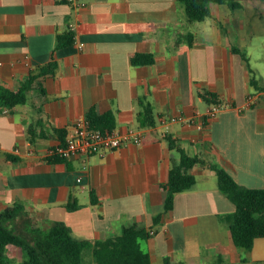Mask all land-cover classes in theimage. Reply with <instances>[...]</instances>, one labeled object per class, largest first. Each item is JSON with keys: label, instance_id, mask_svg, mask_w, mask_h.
<instances>
[{"label": "crops", "instance_id": "1", "mask_svg": "<svg viewBox=\"0 0 264 264\" xmlns=\"http://www.w3.org/2000/svg\"><path fill=\"white\" fill-rule=\"evenodd\" d=\"M211 9L195 25L179 0H0V85L17 89L31 72L57 62L41 79L45 93L35 84L26 103L0 108V212L19 201L41 224L61 220L91 239L137 222L153 231L143 243L152 264H264V236L250 249L234 242L236 205L208 163L191 169L195 184L154 220L166 196L161 183L180 158L168 136L241 185L264 187V100L238 108L257 90L253 77L264 85L250 63L252 19L227 4ZM70 29L74 42L56 47ZM135 52L153 53L155 61L134 64ZM205 89L230 104L211 119ZM141 101L152 106L155 126H141ZM91 109L113 111L115 128H141L150 141L49 160L64 142L57 130L68 132Z\"/></svg>", "mask_w": 264, "mask_h": 264}, {"label": "trees", "instance_id": "2", "mask_svg": "<svg viewBox=\"0 0 264 264\" xmlns=\"http://www.w3.org/2000/svg\"><path fill=\"white\" fill-rule=\"evenodd\" d=\"M185 9L188 21H200L212 15L210 3L227 4L232 9L240 8L245 0H179ZM75 33L72 29L57 38L56 47H64L74 42ZM237 52L240 49L234 48ZM246 58V54L241 52ZM134 64H151L155 61L153 53L135 52L131 55ZM57 62L52 59L42 65L38 72H31L19 88L12 89L0 85V108L13 110L17 105L26 103L29 92L38 85L42 94L45 88L42 78L53 74ZM252 82L257 89H264L258 85L253 77ZM201 96L210 104L222 103L216 92L203 90ZM140 122L143 127L155 126L153 108L148 102L141 101ZM91 125L100 129L115 128L116 116L113 111L103 114L91 109L87 113ZM65 141L67 132L58 129ZM149 136V134H148ZM148 136L144 142L150 141ZM172 148L180 152L179 160H175L166 182L161 183L166 196L162 212L155 217L160 221L161 215L173 208L177 193L191 188L196 182V176L191 169L197 163H208L216 171L219 188L232 199L236 205L231 214V233L234 242L245 249L252 248L256 238L264 236V187L254 188L241 185L225 168L207 161L200 155H191L177 141L168 136ZM51 161L65 158L58 154H49ZM73 208L72 204L67 205ZM152 236L150 228L137 222L123 227L122 232L115 236L101 239H91L77 236L64 221H53L43 225L27 211L21 202H15L0 212V264H15L8 258L5 249L8 245H15L23 250V260L20 264H83L84 252L91 249L96 264H152L150 252L143 243ZM165 264H172L169 258ZM174 264V263H173Z\"/></svg>", "mask_w": 264, "mask_h": 264}, {"label": "built area", "instance_id": "3", "mask_svg": "<svg viewBox=\"0 0 264 264\" xmlns=\"http://www.w3.org/2000/svg\"><path fill=\"white\" fill-rule=\"evenodd\" d=\"M71 2L78 0H69ZM73 25V24H71ZM82 44L79 45L82 48ZM264 100V89H257L249 93L243 105L239 110L243 111L255 103ZM230 106L229 103L210 104L206 111V118H213L223 108ZM184 119L182 116H173L171 121ZM166 119H163L165 121ZM146 138V132L141 128H129L122 132L117 128L100 129L91 125L90 119L85 115L78 116L70 130L67 132L63 143L57 145L49 151V154H58L63 158L71 157L73 154H81L88 157L92 154L104 155L106 150L120 147L125 142L143 143ZM81 180V177L78 178ZM153 233V231H151Z\"/></svg>", "mask_w": 264, "mask_h": 264}, {"label": "rangeland", "instance_id": "4", "mask_svg": "<svg viewBox=\"0 0 264 264\" xmlns=\"http://www.w3.org/2000/svg\"><path fill=\"white\" fill-rule=\"evenodd\" d=\"M244 8L235 9V15L251 17L252 22L248 24L246 38L250 43L251 56L250 63L253 68L259 70L264 75V0H245ZM217 3H210L211 8ZM195 25H200L199 21H194ZM8 258L15 264H20L23 260L22 248L15 245H8L5 249ZM83 264H96L91 249L84 252Z\"/></svg>", "mask_w": 264, "mask_h": 264}]
</instances>
